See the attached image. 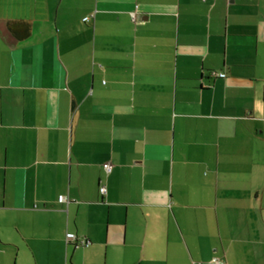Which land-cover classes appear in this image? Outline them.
Segmentation results:
<instances>
[{"label":"crops","instance_id":"crops-1","mask_svg":"<svg viewBox=\"0 0 264 264\" xmlns=\"http://www.w3.org/2000/svg\"><path fill=\"white\" fill-rule=\"evenodd\" d=\"M12 260L264 264V0H0Z\"/></svg>","mask_w":264,"mask_h":264},{"label":"built area","instance_id":"built-area-1","mask_svg":"<svg viewBox=\"0 0 264 264\" xmlns=\"http://www.w3.org/2000/svg\"><path fill=\"white\" fill-rule=\"evenodd\" d=\"M88 20H89L88 18H85V19H84V21H88ZM220 77H225V75H224V74H221ZM106 169H107L108 171H110L111 168L109 167V165H107V166H106ZM99 189H100V193H101L102 195H106L107 190L105 189V187L101 186V187H99ZM58 200H59V202H61V203H63V202H67L66 198L63 197V196L60 197ZM75 239H76V236H75L74 234H72V233L67 234V239H66V241H67L68 243H70V242L74 243V242H75ZM75 243H76L77 247H85V246H88V245L90 244L88 241H85L84 239L79 240V241H76ZM214 262H215V264H221L218 260H214Z\"/></svg>","mask_w":264,"mask_h":264},{"label":"trees","instance_id":"trees-1","mask_svg":"<svg viewBox=\"0 0 264 264\" xmlns=\"http://www.w3.org/2000/svg\"><path fill=\"white\" fill-rule=\"evenodd\" d=\"M7 26L10 32H14L15 37L18 40L27 37L30 33V28L28 27L29 25L24 22H13V23H9V25ZM22 28H23V31H22ZM75 246L77 247L76 244Z\"/></svg>","mask_w":264,"mask_h":264},{"label":"rangeland","instance_id":"rangeland-1","mask_svg":"<svg viewBox=\"0 0 264 264\" xmlns=\"http://www.w3.org/2000/svg\"><path fill=\"white\" fill-rule=\"evenodd\" d=\"M14 263V260H12V263L11 264H13Z\"/></svg>","mask_w":264,"mask_h":264}]
</instances>
